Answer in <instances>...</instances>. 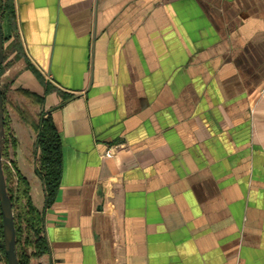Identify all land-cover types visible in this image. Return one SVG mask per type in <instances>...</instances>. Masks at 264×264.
Here are the masks:
<instances>
[{
  "label": "crops",
  "instance_id": "crops-1",
  "mask_svg": "<svg viewBox=\"0 0 264 264\" xmlns=\"http://www.w3.org/2000/svg\"><path fill=\"white\" fill-rule=\"evenodd\" d=\"M11 3L6 152L51 264H264V0ZM46 116L62 161L48 206Z\"/></svg>",
  "mask_w": 264,
  "mask_h": 264
},
{
  "label": "trees",
  "instance_id": "trees-1",
  "mask_svg": "<svg viewBox=\"0 0 264 264\" xmlns=\"http://www.w3.org/2000/svg\"><path fill=\"white\" fill-rule=\"evenodd\" d=\"M1 18L7 14L13 16L11 0H0ZM19 45L14 41L10 50ZM2 73V67L0 75ZM26 92V91H23ZM4 101V90L1 85ZM4 111V109H3ZM36 132L35 147L38 151L35 174L42 182L45 194V205H50L56 196L61 178V142L60 137L49 116L41 117L32 125ZM8 120L4 114V142L2 158L8 159L6 152L8 143L14 147L15 141L10 137ZM11 167L2 162L6 182V190L12 203L15 226V252L19 264H51L49 247L44 235L43 213L32 204L30 188L27 180L16 170L14 163L8 159ZM7 264L4 254L1 216H0V263Z\"/></svg>",
  "mask_w": 264,
  "mask_h": 264
},
{
  "label": "water",
  "instance_id": "water-1",
  "mask_svg": "<svg viewBox=\"0 0 264 264\" xmlns=\"http://www.w3.org/2000/svg\"><path fill=\"white\" fill-rule=\"evenodd\" d=\"M4 61V45L1 26L0 12V71ZM4 142V111L3 98L1 93V77H0V216L2 228V240L4 254L7 264H19L15 252V226L12 210V203L6 190V182L2 168V150Z\"/></svg>",
  "mask_w": 264,
  "mask_h": 264
},
{
  "label": "built area",
  "instance_id": "built-area-1",
  "mask_svg": "<svg viewBox=\"0 0 264 264\" xmlns=\"http://www.w3.org/2000/svg\"><path fill=\"white\" fill-rule=\"evenodd\" d=\"M106 155L107 156H110L111 155V152L108 150V151H106ZM3 163H5V164H7L9 167H11V164H10V162H9V160L8 159H3Z\"/></svg>",
  "mask_w": 264,
  "mask_h": 264
},
{
  "label": "rangeland",
  "instance_id": "rangeland-1",
  "mask_svg": "<svg viewBox=\"0 0 264 264\" xmlns=\"http://www.w3.org/2000/svg\"><path fill=\"white\" fill-rule=\"evenodd\" d=\"M5 57H6V54L4 53V60H5ZM2 66H3L4 68H6V67H7V63H5V61H3ZM2 86H3V88H5V84H2ZM4 98H5V96H4ZM3 109H4V101H3ZM2 159H4V158H2Z\"/></svg>",
  "mask_w": 264,
  "mask_h": 264
}]
</instances>
